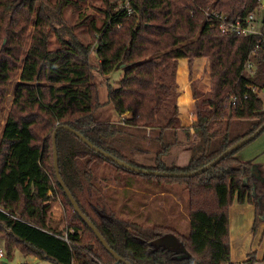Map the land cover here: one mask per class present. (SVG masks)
<instances>
[{
    "label": "trees",
    "instance_id": "obj_1",
    "mask_svg": "<svg viewBox=\"0 0 264 264\" xmlns=\"http://www.w3.org/2000/svg\"><path fill=\"white\" fill-rule=\"evenodd\" d=\"M86 1L0 0V118L10 84L17 80L0 139V242L8 259L19 251L24 257H46L57 264H121L74 210L54 168L53 133L60 125H69L101 149L144 167L115 146L122 125L95 120L101 105L95 69L103 76L123 70L119 86L108 83L109 101L119 115L130 114L126 124L160 129L161 137L164 129L185 127L179 115V60L188 61L195 99L193 62L208 60L210 97L196 100L192 124L203 138L202 153L187 168H167L160 160L166 150L163 145L154 166L146 169L195 171L264 123L263 44L254 75L244 72L260 37L223 34L206 15L211 5L228 16L247 15L258 10L262 0H136L130 14L121 6L122 0H100L101 15L88 22L91 39L85 41L65 25L63 9L71 4L81 9ZM89 1L96 7L97 0ZM81 18L88 19L84 14ZM52 35L57 42L54 49L50 48ZM92 52L98 65L91 62ZM253 85L256 92L250 89ZM233 96L238 97L236 105ZM201 105L208 106V116ZM233 119L250 120L253 125L231 136ZM57 146L60 173L81 209L109 245L133 264H235L231 207L254 206V233L264 224V176L253 160L237 156L243 147L199 175L157 177L115 164L65 129L58 131ZM136 179L161 185L185 182L188 235L169 225L131 221L114 207L106 183L113 181L120 187ZM58 199L66 212L61 230L53 225L51 211ZM66 229L74 230L69 233L71 244L59 236ZM168 234L177 236L180 248L155 244ZM258 262L264 264V255Z\"/></svg>",
    "mask_w": 264,
    "mask_h": 264
},
{
    "label": "rangeland",
    "instance_id": "obj_2",
    "mask_svg": "<svg viewBox=\"0 0 264 264\" xmlns=\"http://www.w3.org/2000/svg\"><path fill=\"white\" fill-rule=\"evenodd\" d=\"M82 4L83 7L81 9H75L72 4L66 6L63 9V21L65 22V25L70 28V30L72 29L75 34L78 35V37L86 41L91 39L88 31V22L92 20L94 15L96 17L101 15V12L97 9V6L100 4V0L95 1L96 7L92 6L89 0ZM257 13H259L258 18L264 16V2L262 4V8ZM36 14L37 12L35 11L34 16ZM81 14H84V17L88 19L81 18ZM34 26L35 25L32 24L30 26V30L34 29ZM4 42H6V39H4ZM56 46V37L55 35H52L50 48L54 49ZM91 62L94 65H98V58L95 52L91 53ZM179 62L180 73L183 71V68L186 67L187 62L185 59H180ZM94 72V82L98 86L101 102L100 107L95 112V116L101 121H114L119 118V114L115 110L113 104L109 101L108 83L115 87L119 86V79L123 73V70L120 69L114 71L109 76H103L96 69ZM16 82L17 80L10 84L8 95L4 101V109L0 118V139L3 132L4 120L6 119L8 109L12 101L14 85ZM198 84L199 80H197V85ZM260 96L264 102V86L260 91ZM252 125L253 121L250 120L233 119L230 124V134L231 136L243 134ZM242 149L250 150L252 156L256 157L255 163L257 164L260 173H262L264 176V132L256 140L247 143ZM158 151H160V149L156 150L155 155H157ZM146 153L148 152H145V156H148L149 154ZM142 182H145L149 190H164L166 195L161 196V194L158 193L157 198L153 199V201L149 203L143 202L145 199L144 197L140 198V201L137 202L131 199L130 204H127L126 200L123 198H118L115 201L112 199L114 202V207L118 211L122 209V211L126 213L128 219L131 221H138V223L144 225L156 223L169 225L177 229L181 234L188 235L190 233L191 227L188 216L189 194L187 189H185V182L178 181L174 184H167L164 182V185L152 180H148V182L142 180ZM58 204L59 205L56 209H58L57 212L61 213L62 217L60 220L63 221L62 227L59 228L58 226V229L61 230L66 225V212L63 210L64 207L61 201L60 203L58 202ZM127 208H129V210H127ZM230 215L232 227V261L235 264H262L259 263L258 260L262 259L264 255V241H261L264 236H262V224L260 225L256 234H254L253 229L251 228L254 221L253 206L250 204L242 205L236 203L231 208ZM53 225H59V223L57 224L53 222ZM6 261L10 264H18L19 262H28L29 264H57L53 260L46 257H24L19 251H15L13 256H11L9 259L7 258Z\"/></svg>",
    "mask_w": 264,
    "mask_h": 264
},
{
    "label": "crops",
    "instance_id": "obj_3",
    "mask_svg": "<svg viewBox=\"0 0 264 264\" xmlns=\"http://www.w3.org/2000/svg\"><path fill=\"white\" fill-rule=\"evenodd\" d=\"M185 60L187 63H186V67L183 68V71L179 73V64L177 70V84H178V92H179V97H178L179 115H180L181 123L185 127L164 129L160 137V129L156 130L150 127H135L126 124V118L130 117L129 113L125 115H119V118L114 121L98 120L94 113V118L96 122H112L123 126V133L117 136V138H115L114 140L115 146L126 156H128L131 160L137 162L138 164L144 167L154 166L155 159L157 156L155 155V152L156 150L159 149L161 150L163 145H166V150L164 151V153L161 154L160 160L167 168H181V169L187 168L189 167L192 159L200 156V154L203 151L204 141L201 136V133L198 130H196L192 126V124L196 118V114H195L196 100L202 102L203 100L208 99L210 97V79L208 73L209 64L206 58H197L193 62L192 80H199V84L197 85V98L195 99L193 97L191 79L189 77L188 61L187 59ZM200 108L204 115L206 116L209 115L210 112L207 105H201ZM190 112H192L193 114L192 116L190 115ZM244 149H241L237 154L240 160L242 161L253 160L255 162L256 157L252 156L250 150H244ZM145 152H148L146 154L149 155L145 156ZM109 171H110L109 173H114V170L112 168L111 169L109 168ZM121 178H123L124 180V175ZM128 182L129 183L127 184L123 182V184H121L120 187L117 186L116 185L117 183L113 181L111 182L109 181V183H106L108 186L106 188V191L108 192L109 201L110 199L116 197V198H123L126 200L127 204H130L131 199L137 202L140 201V198L144 197L145 199L143 202L149 203L152 202L153 199L157 198L158 193H160L161 196L166 195L164 190L150 191L147 185L145 184V182H142L141 179L138 180L136 179L133 181L128 180ZM49 194L50 195L52 194V190L49 191ZM58 202L60 203L59 199L54 200L52 202L51 211L54 221L57 224L60 221L58 226L59 228H61L63 225V221L60 220L62 217L61 213L57 212L58 209H56L57 206L59 205ZM254 216H255V210H254ZM252 226L251 228L253 229ZM261 226H262V236H264V224H262ZM231 229L232 227H231V215H230V235H231ZM261 241H264V237L262 238ZM231 247H232V241H231ZM21 263L22 262H19L18 264Z\"/></svg>",
    "mask_w": 264,
    "mask_h": 264
},
{
    "label": "water",
    "instance_id": "obj_4",
    "mask_svg": "<svg viewBox=\"0 0 264 264\" xmlns=\"http://www.w3.org/2000/svg\"><path fill=\"white\" fill-rule=\"evenodd\" d=\"M264 2V0H262ZM61 129L68 130L69 132L73 133L75 136L80 138L84 143H86L91 149L96 151L97 153L101 154L108 160L114 162L115 164L124 167L127 170L140 173V174H146V175H154V176H161V177H192L195 175H199L207 170H209L211 167L216 165L218 162H220L222 159L227 157L228 155L232 154L239 148L243 147L247 143L251 142L253 139H255L259 134H261L264 131V123L253 133H251L248 136H245L244 138L238 140L233 145L228 147L226 150H224L219 156L214 158L211 162L204 165L203 167L191 171V172H161L154 169H146L143 167L132 165L124 160L119 159L118 157L114 156L113 154L101 149L100 147L94 145L89 139H87L80 131L74 129L73 127L69 125H60L58 126L53 133V156H54V168L57 176V180L61 187L64 189L65 193L67 194L69 200L71 201L74 210L81 216V218L88 224V226L93 230L97 238L100 240V242L103 244V246L110 252V254L117 260L118 263L121 264H133L131 261L123 258L120 256L107 242L105 237L102 235L100 230L96 227V225L93 223V221L83 212L81 209L78 201L74 197L73 193L69 189V187L66 185L61 173H60V164H59V154H58V146H57V134L58 131ZM106 216V215H104ZM155 244L157 245H163L167 247H173V248H180V243L178 241L177 236L174 234H168L164 237H161L155 241ZM4 264H7V261H4Z\"/></svg>",
    "mask_w": 264,
    "mask_h": 264
},
{
    "label": "built area",
    "instance_id": "obj_5",
    "mask_svg": "<svg viewBox=\"0 0 264 264\" xmlns=\"http://www.w3.org/2000/svg\"><path fill=\"white\" fill-rule=\"evenodd\" d=\"M134 1L136 0H122L121 6L130 14L133 10ZM261 8L262 6H260L258 10L247 15L237 13L235 16H228L227 14L218 11L214 5H211L206 12L207 20L215 22L220 32L223 34L244 36L256 35L260 37L245 62L244 72L250 75H254L256 71V66L258 64L256 56L261 50L262 44L264 45V16L258 18L259 13H257ZM250 89L254 92L258 90L256 85H253ZM237 101L238 97L233 96L232 105H236ZM190 115H193L192 112H190ZM73 231V229H67L59 236L71 244L73 241L69 238V233H72ZM6 259L7 253L4 246L0 244V264H4Z\"/></svg>",
    "mask_w": 264,
    "mask_h": 264
}]
</instances>
